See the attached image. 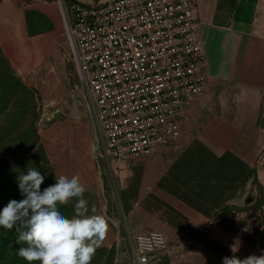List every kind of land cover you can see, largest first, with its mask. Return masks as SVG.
<instances>
[{
    "label": "rangeland",
    "instance_id": "obj_1",
    "mask_svg": "<svg viewBox=\"0 0 264 264\" xmlns=\"http://www.w3.org/2000/svg\"><path fill=\"white\" fill-rule=\"evenodd\" d=\"M174 161L159 175L165 169L154 162ZM32 167L45 177L41 191L60 175L79 176L88 214L108 220L91 264H133L137 234L156 229L171 241L149 264H222L224 257L264 255L260 170L232 152L219 158L190 142L135 159L105 158L93 102L66 38L61 67L40 80L21 77L0 48V210L24 198L18 176ZM76 202L58 210L71 218ZM18 226L0 227V264H26L17 255L26 246L17 243Z\"/></svg>",
    "mask_w": 264,
    "mask_h": 264
},
{
    "label": "built area",
    "instance_id": "obj_2",
    "mask_svg": "<svg viewBox=\"0 0 264 264\" xmlns=\"http://www.w3.org/2000/svg\"><path fill=\"white\" fill-rule=\"evenodd\" d=\"M60 9L72 60L93 102L108 160L179 148L190 111L209 86L196 0H86ZM169 241L139 235L133 264H149Z\"/></svg>",
    "mask_w": 264,
    "mask_h": 264
},
{
    "label": "crops",
    "instance_id": "obj_3",
    "mask_svg": "<svg viewBox=\"0 0 264 264\" xmlns=\"http://www.w3.org/2000/svg\"><path fill=\"white\" fill-rule=\"evenodd\" d=\"M194 16L209 86L190 111L182 146L202 145L219 158L232 152L264 177V0H196ZM64 33L58 2L0 0V48L21 77L40 80L61 67ZM175 164L154 162L166 170L161 176ZM155 231L171 241L162 229L137 235Z\"/></svg>",
    "mask_w": 264,
    "mask_h": 264
},
{
    "label": "clouds",
    "instance_id": "obj_4",
    "mask_svg": "<svg viewBox=\"0 0 264 264\" xmlns=\"http://www.w3.org/2000/svg\"><path fill=\"white\" fill-rule=\"evenodd\" d=\"M44 179L35 167L19 174L18 187L24 198L10 200L0 210V227L11 230L19 225L17 243L26 246L19 247L17 255L26 264H91L109 231L108 220L101 214H88L87 189L79 176L60 175L41 191ZM73 198H77L75 214L68 218L58 205H67ZM222 264H264V255L224 257Z\"/></svg>",
    "mask_w": 264,
    "mask_h": 264
}]
</instances>
